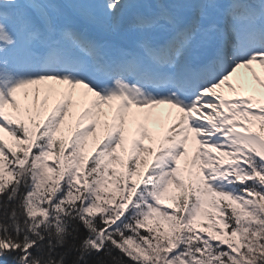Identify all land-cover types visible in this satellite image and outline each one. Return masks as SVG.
I'll return each mask as SVG.
<instances>
[{"label": "snow or ice", "instance_id": "snow-or-ice-1", "mask_svg": "<svg viewBox=\"0 0 264 264\" xmlns=\"http://www.w3.org/2000/svg\"><path fill=\"white\" fill-rule=\"evenodd\" d=\"M0 264H264V0H0Z\"/></svg>", "mask_w": 264, "mask_h": 264}]
</instances>
